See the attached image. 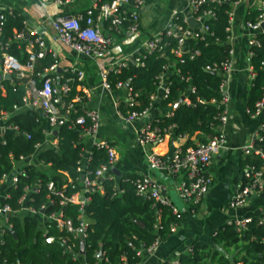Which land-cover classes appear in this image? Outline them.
Listing matches in <instances>:
<instances>
[{"label":"trees","instance_id":"trees-1","mask_svg":"<svg viewBox=\"0 0 264 264\" xmlns=\"http://www.w3.org/2000/svg\"><path fill=\"white\" fill-rule=\"evenodd\" d=\"M111 1L102 0L99 5ZM237 1L207 0L202 4L200 12L210 10L215 18L207 21L209 30L200 32L201 38H190L185 41L187 49L180 58L174 54L179 38L169 36L163 38L162 42L166 45L161 51L149 53L140 48L134 53V58L139 57L143 65L129 60L118 73L110 72L108 77L112 88L117 82L122 81L138 94L136 104L130 106L123 102L120 111L141 112L148 109L154 101L152 96L159 93L164 66L173 61L177 72H172L168 76L169 92L165 99L161 98V105L170 108L176 102L180 104L172 109L170 114L149 122L152 126L160 128L163 133L169 131L173 140L198 133V140L206 142L217 134L220 125L217 117L221 111L219 104L221 94L218 88L222 78L207 68L229 56V50L232 48V42L229 40L230 12ZM91 11L93 15L97 14V10ZM262 12L261 7L251 8L247 10L244 19L255 22ZM78 14H87V11L73 15ZM185 20L184 15L180 14L177 22L183 28H188ZM25 21V17L15 11L13 15L6 14L1 22L0 49L9 43L6 45L8 52L21 63L27 58L24 45L19 47L16 42L9 41L24 29ZM256 38L260 45L251 48L253 55L249 58L254 73L248 100L249 113L255 111L257 102L264 94V32L256 34ZM55 61L56 57L52 53H47L44 58L36 61L32 75L44 76L45 69ZM57 77L60 82L70 80L68 82L70 91L62 96L63 101L70 103L76 97H80L86 102L83 81L78 80L75 73L61 72L57 73ZM25 81L26 79H15V83H10L9 80H4L0 84V114L12 112L15 106L19 108L24 106ZM191 88L195 89L194 93H191ZM183 98L190 99L192 104L184 103ZM76 109L77 112H71L67 117L68 121L58 127L57 147L41 150L38 155L39 160L49 165L48 169L38 168L34 164L25 166L26 173L19 176L17 186L8 189L12 197L7 202L13 209L20 206L18 199L23 193V188L39 183L40 192L33 194L34 201L30 202V205L39 209L41 205L47 204L50 198L54 199L55 205L48 206L45 212L62 209L65 217L71 218L75 225L78 224V206L74 204L60 206L58 198L51 195L46 187L49 181H53L57 189L65 190L64 185L67 182L62 179L61 174L72 180L82 175L79 162L85 143L80 136L82 128L75 123L76 117L82 112L81 106H77ZM9 123L17 126L20 132L30 134V139L11 130L0 135V180L3 175L12 172L13 161L32 154L35 146L43 144L47 138L46 133L52 129L43 117L42 111L35 108L17 112ZM260 133L263 140L257 141L256 146L264 150V128ZM192 145L188 142L184 147ZM91 150L87 170L94 171L100 164L106 162L107 156L103 149L93 147ZM246 163L259 165L260 158L256 155L248 156ZM120 189L123 190L122 195L114 197L117 188L113 180L107 179L104 181L103 193L90 195L91 200L84 212L90 221L84 254V261L87 264H120L124 261L135 264L140 261L136 257L138 249L150 246L157 237L161 240L168 238L172 234L170 226L180 222V214L177 216L169 206L138 196L131 184L121 181ZM66 192L70 194L72 191L68 188ZM263 218L264 214L252 218L245 229H238L234 223L224 224L215 231L211 243L193 242L190 245L191 252L180 254L178 261L180 264H264ZM12 224L11 229L5 230L4 243L0 244V264H81L80 259L74 260L73 254L66 252L59 242L54 244L44 242L36 217L27 216L23 220L12 218ZM156 224H159L160 229L155 230ZM47 226L49 234L56 238H68L69 244L74 246L73 252H80V240L74 239L64 230H59L54 224ZM100 250L103 252L102 259L98 258ZM228 256H232V261Z\"/></svg>","mask_w":264,"mask_h":264},{"label":"built area","instance_id":"built-area-1","mask_svg":"<svg viewBox=\"0 0 264 264\" xmlns=\"http://www.w3.org/2000/svg\"><path fill=\"white\" fill-rule=\"evenodd\" d=\"M41 3H53L55 5H65L72 2V0H39ZM102 0H99V2ZM207 0H190V5L193 12V19L196 22L194 28H183L177 22L180 15L179 12L174 11L170 25L161 33L153 36L146 41L141 48L147 52L161 51L166 43H163L164 37L179 38L178 47L174 51L177 57H181L186 51L185 41L190 38H198L200 32H208L209 26L207 21L215 18L214 13L210 10L200 12V6ZM238 0L237 2H239ZM99 2L89 10L87 14H57L50 15L46 18V25L54 30L57 39L76 51L77 53L86 56L90 59L96 60L104 57L115 41V37L122 33L136 34L140 30V16L146 0H112L99 5ZM236 2V3H237ZM263 12L259 14L255 22L245 20L244 25L250 31L248 46L249 58L253 55V46H259L260 43L256 38V34L264 32L262 23H264V2L261 6ZM97 10V14L93 15L91 10ZM17 11L11 5H5L0 2V35H1V22L5 19L6 14L13 15ZM232 14L230 12V24ZM187 22V18H185ZM188 23V22H187ZM107 26L110 34H106L102 25ZM39 29L27 31V22L25 21L24 29L15 34L10 43L16 42L19 47L24 45L27 53L25 62L21 63L15 56L8 52L7 43L0 49V76L2 80H9L10 83H15V79L24 80L26 93L24 96V106L14 107L12 112H3L0 114V135H4L5 131H13L16 134L25 136L30 139V134L20 132L17 126L9 123L11 117L17 112H21L30 108H35L42 111L43 117L52 127L48 131L47 138L43 144H37L35 150L29 156H21L18 160L13 161V170L10 174H5L0 180V244L4 243L5 230L12 228V218L23 220L27 216L36 217L40 223L39 229L42 232L43 240L46 244H54L59 242L64 246L66 252L72 253L74 260L80 259L84 254L73 252V245L69 244V239L65 237L56 238L54 235L49 234L47 224H54L59 230H64L74 239L80 240L85 243L88 237V228L90 221L85 215V208L91 200L90 195L93 193L104 192V181L113 180L117 188V192L113 194L114 197L122 195L123 190L120 189V182L124 181L131 184L138 196L153 200L154 203L169 206L173 213L179 216V211L172 203L170 197L165 189L159 185L151 174L135 175L128 177L127 175L115 176L112 169L118 162V153L114 145L108 140H100L98 138L99 128L101 126V115L97 109L88 108L84 104L82 98L76 97L73 102H65L62 96L70 91V86L67 79L66 82H60L57 77L58 63L55 61L53 65L45 69V75L38 74L36 77L32 75L35 68V63L38 59L44 58L47 53H52L56 57L55 52L46 43L44 39V31L39 32ZM198 29L199 31H196ZM231 41V36H229ZM140 49V48H139ZM138 51V50H137ZM136 51V52H137ZM234 49L229 50V56L220 63H216L208 67V71L219 74L222 78L218 91L221 94L220 106L221 111L218 114V121L220 122L218 133L209 138L206 142H199L194 146L184 147L176 146L168 159L162 158L155 150V147L164 142L165 137H170V132L163 133L160 128L152 126L148 121L138 134V142L144 150L145 159L151 171L159 170L164 171L171 176H182L176 183L175 190L178 197L182 200L189 202L192 206H197L201 203L203 197L208 192L210 187L211 178L208 173V167L216 154L226 146V135L224 127L228 121V108L229 101L228 85L231 75L234 71ZM134 53L116 60L109 67L100 69L101 86L104 90L110 91L115 88L124 90L123 102L130 106L136 104L138 94L128 88L124 82L119 81L112 88L109 81V73H118L122 68L127 65L129 60H134L138 65H143L139 57L134 58ZM75 73L78 80L83 81V73L72 68L65 70ZM170 72H177L173 61H169L164 66V71L160 78V88H162V99L168 95V77ZM8 78H4L5 76ZM252 77L254 73L252 71ZM195 89L191 88V93ZM157 95L152 96L155 100ZM215 101H213L214 103ZM184 103L192 104L190 99L185 98ZM57 104H60L58 106ZM152 105V104H151ZM77 106H81V114H79L75 123L82 128L81 138L86 145L90 141L92 148L103 149L106 152L107 160L105 163L100 164L94 171L87 170V164L91 159L92 150L87 154L84 151L79 162V170L82 175L80 178L72 180L67 179L65 174H61L62 179L67 182L64 185L65 190L56 188L53 181H49L46 185L50 194L58 198V204L64 206L67 204H74L78 206V224L75 225L71 218L65 217L62 209L54 210L46 213L45 210L50 205H55L54 199H49V204H43L39 209L30 205L34 201V193L40 192V184L37 183L33 186H25L23 193L18 199L19 208L13 209L10 203L7 202L12 196L9 193L10 187H16L19 182V176L25 175V166L34 164L38 168H46L42 160H39L38 155L41 150L57 147V139L54 131H57L60 125L68 121V116L71 112L76 113ZM151 107V106H150ZM138 111H127L123 113L118 109L119 117L127 123L133 122L138 118L145 117L150 109ZM120 108V104H119ZM264 114V94L261 100L256 104V109L252 116ZM170 114V113H169ZM264 128V120L258 131L254 134L251 140L241 148V152L246 157L258 156L260 158L259 165L246 163L243 172V181L240 188L230 200L229 206L231 208L243 207L250 196L264 191V150L256 146L257 141H262L263 136L260 133ZM48 168V167H47ZM70 189L72 192L68 194L66 191ZM159 218V216H158ZM252 218L237 219L230 223H234L238 229H245L247 224L251 222ZM264 221V218H263ZM155 230L160 229L159 224L154 226ZM176 225H171L170 230L174 232ZM162 240L157 237L155 241L147 247H142L136 251V257L140 259L135 264H141V260L145 255H151L155 252ZM86 249V243H85ZM191 246L186 249V252H191ZM87 264V263H85ZM120 264H129L126 261ZM169 264H180L177 260Z\"/></svg>","mask_w":264,"mask_h":264},{"label":"crops","instance_id":"crops-1","mask_svg":"<svg viewBox=\"0 0 264 264\" xmlns=\"http://www.w3.org/2000/svg\"><path fill=\"white\" fill-rule=\"evenodd\" d=\"M2 4L13 6L27 22V31L37 30L44 33L48 46L55 52L58 73L77 68L83 73V89L86 95L85 106L97 109L101 115V126L98 132L100 140L110 141L117 153L115 167L120 175L151 174L162 186L172 203L180 213V222L172 234L163 239L155 252L145 255L141 264H165L177 260L180 254L193 242L211 243L213 234L226 223L237 219L260 217L264 214V191L253 194L247 203L240 208H231L230 200L240 188L247 157L241 148L246 145L258 131L264 120V114L252 116L248 110V100L252 87V66L249 59V34L245 27L244 16L247 10L260 7L262 0H240L232 6L230 36L234 49V71L228 85L229 101L228 121L224 127L226 146L221 149L208 167L211 178L208 192L201 203L192 206L178 197L175 185L182 176H171L164 171H151L145 159L143 148L138 142V134L146 122L168 115L174 105L166 108L161 105L162 88L153 101L148 114L133 122H124L118 115L119 104L123 103L124 90H104L101 86L100 69L109 67L118 59L136 52L153 36L163 32L171 23L174 11L185 18L193 16L190 0H146L140 16V30L136 34L122 33L107 54L93 60L83 56L61 43L52 28L46 25V18L57 14H76L87 11L99 0H72L62 6L53 3H41L39 0H0ZM106 34H110L105 24ZM172 72L169 71L167 77ZM198 133L183 136L176 140L169 136L155 150L162 158L168 159L176 146H186L191 142L199 143ZM85 154L92 149L90 141L86 142ZM44 169H48L47 167ZM115 174V172H113ZM117 177L118 175L115 174ZM85 264L84 256L80 258Z\"/></svg>","mask_w":264,"mask_h":264},{"label":"water","instance_id":"water-1","mask_svg":"<svg viewBox=\"0 0 264 264\" xmlns=\"http://www.w3.org/2000/svg\"><path fill=\"white\" fill-rule=\"evenodd\" d=\"M187 22H188L190 28H194L195 25H196V22H195V20L193 19V17L188 18ZM261 26H262V28L264 29V23H262ZM8 77H9V76L7 75V76H5L4 78H8ZM1 80H2V77L0 76V81H1ZM183 99H184V98H183ZM179 104H180V102H176V103L174 104V107H177ZM54 135L57 136V131H54ZM112 171L115 172L116 175L120 176V172H119L118 170H116V168H113ZM81 253H82V254H85V243H84V242L81 243ZM98 258H99V259H102V258H103V252H102V250L99 251V253H98ZM228 258L232 261V256H228Z\"/></svg>","mask_w":264,"mask_h":264}]
</instances>
